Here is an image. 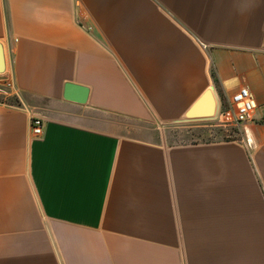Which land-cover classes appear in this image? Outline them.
<instances>
[{
    "label": "crops",
    "instance_id": "1",
    "mask_svg": "<svg viewBox=\"0 0 264 264\" xmlns=\"http://www.w3.org/2000/svg\"><path fill=\"white\" fill-rule=\"evenodd\" d=\"M0 42V264H264V0H0ZM212 65L241 138L158 140Z\"/></svg>",
    "mask_w": 264,
    "mask_h": 264
},
{
    "label": "rangeland",
    "instance_id": "2",
    "mask_svg": "<svg viewBox=\"0 0 264 264\" xmlns=\"http://www.w3.org/2000/svg\"><path fill=\"white\" fill-rule=\"evenodd\" d=\"M7 70L0 74V103H7L20 106L19 97L14 92L12 80L5 76ZM215 84V83H214ZM222 104H225V99H222L218 87L215 85ZM123 122H128L135 125L133 122L123 119ZM156 129V138L165 144H177L190 141H214L223 139H238L241 138L240 126L220 123L216 119L200 120L199 122H176L171 124L155 123L151 127Z\"/></svg>",
    "mask_w": 264,
    "mask_h": 264
},
{
    "label": "water",
    "instance_id": "3",
    "mask_svg": "<svg viewBox=\"0 0 264 264\" xmlns=\"http://www.w3.org/2000/svg\"><path fill=\"white\" fill-rule=\"evenodd\" d=\"M7 68L4 45L0 42V74ZM89 88L84 85L69 82L65 87L64 97L67 100L86 103ZM220 108V98L214 87L209 88L186 112V117L177 122H189L215 119Z\"/></svg>",
    "mask_w": 264,
    "mask_h": 264
},
{
    "label": "built area",
    "instance_id": "4",
    "mask_svg": "<svg viewBox=\"0 0 264 264\" xmlns=\"http://www.w3.org/2000/svg\"><path fill=\"white\" fill-rule=\"evenodd\" d=\"M258 107V100L251 89L248 86H242L231 97L226 96L225 104L220 101V108L215 119L223 124L241 127L253 119ZM32 132L35 136L43 134V117L38 115L33 117Z\"/></svg>",
    "mask_w": 264,
    "mask_h": 264
},
{
    "label": "trees",
    "instance_id": "5",
    "mask_svg": "<svg viewBox=\"0 0 264 264\" xmlns=\"http://www.w3.org/2000/svg\"><path fill=\"white\" fill-rule=\"evenodd\" d=\"M211 73H212L213 81H214L215 85L218 87L222 99L226 98V94H225V92L221 86L220 79H219L217 72H216V68L213 65H212Z\"/></svg>",
    "mask_w": 264,
    "mask_h": 264
}]
</instances>
